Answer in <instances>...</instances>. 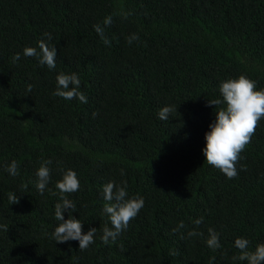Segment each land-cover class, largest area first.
I'll list each match as a JSON object with an SVG mask.
<instances>
[{
  "label": "trees",
  "instance_id": "16d2710c",
  "mask_svg": "<svg viewBox=\"0 0 264 264\" xmlns=\"http://www.w3.org/2000/svg\"><path fill=\"white\" fill-rule=\"evenodd\" d=\"M110 15L105 45L93 26ZM44 33L57 49L54 70L23 54L39 51ZM132 34L140 39L129 44ZM61 72L79 76L87 103L53 95ZM240 75L264 89V0H0V225L9 229H0V264H247L233 257L237 238L250 251L264 243V119L234 179L202 151L218 110L207 101L222 99L221 82ZM165 106L174 108L167 121L158 116ZM13 160L16 177L5 170ZM46 160L51 179L41 194L36 172ZM69 169L80 181L65 194L77 205L72 216L83 233L97 229L83 251L79 241L50 239L60 223L56 183ZM112 181H126L128 198L145 204L105 245L112 225L102 188ZM209 228L219 234L215 251ZM193 229L203 235L188 237Z\"/></svg>",
  "mask_w": 264,
  "mask_h": 264
},
{
  "label": "clouds",
  "instance_id": "9594fccd",
  "mask_svg": "<svg viewBox=\"0 0 264 264\" xmlns=\"http://www.w3.org/2000/svg\"><path fill=\"white\" fill-rule=\"evenodd\" d=\"M132 13L122 11L124 19H127ZM112 16L106 17L102 25H94L95 32L100 36L105 45H110V41L105 36V27L112 24ZM52 39L51 33H44V38L38 42L39 51L34 47H25L23 54L27 57L37 58L41 66H47L49 70L56 68L57 49L49 47L47 41ZM140 37L132 34L128 38V43L139 41ZM20 59V53H16L12 60L15 63ZM57 87L53 95L65 100L78 99L81 103H87L86 95L81 92L80 78L76 73L65 74L61 72L56 77ZM32 85H28L27 91H32ZM222 99L208 100L206 106H215V121L209 125L210 131L205 133L206 146L203 148L205 161L208 165L220 170L228 179H234L237 175L236 165L241 159V153L245 151L251 138L255 135L259 122L264 119V89L257 90L256 81L240 75L237 78H229L222 81L219 87ZM174 111L173 107H163L158 116L161 120L167 121L170 114ZM51 160L41 163L38 168L36 188L43 194L46 190L51 176L48 165ZM9 175L16 177L19 173V164L13 160L5 167ZM121 170V175H123ZM26 188V185L24 186ZM59 191L60 202L55 205V219L60 223L54 228L50 239L56 243H66L68 241H79L81 251L89 248L93 244L94 236L97 229L91 228L86 234L83 233V223L81 220L72 216L76 211L77 205L65 194H72L80 189V181L75 171L69 169L63 173L62 179L56 183ZM56 195V192L52 193ZM129 197L127 191V182L117 185L114 181L106 183L102 188V198L105 201L103 205V214H106L112 225L111 228L105 227L101 237L105 245L116 243L117 238L126 231L130 222L135 219L144 207L143 197ZM20 196L16 194L9 195L10 204H18ZM68 212V219L65 220L63 213ZM203 217L197 219L195 224L199 226ZM181 221L174 232L185 228ZM0 229L7 232V225H0ZM207 246L213 251L220 249L222 246L219 241V234L209 228ZM202 232L195 229L188 231V237L201 236ZM184 237L181 236V239ZM249 240L237 238L235 247L239 249L240 254L234 256L233 260L247 261V264H264V243L258 244L254 251L249 250ZM172 255L179 253L173 251ZM215 257H213V260Z\"/></svg>",
  "mask_w": 264,
  "mask_h": 264
}]
</instances>
